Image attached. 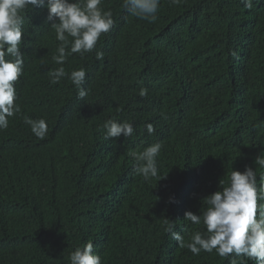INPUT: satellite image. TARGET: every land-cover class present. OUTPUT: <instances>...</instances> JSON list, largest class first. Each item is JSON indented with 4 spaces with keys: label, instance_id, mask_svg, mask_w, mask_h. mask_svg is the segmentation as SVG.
<instances>
[{
    "label": "trees",
    "instance_id": "trees-1",
    "mask_svg": "<svg viewBox=\"0 0 264 264\" xmlns=\"http://www.w3.org/2000/svg\"><path fill=\"white\" fill-rule=\"evenodd\" d=\"M100 7L114 26L93 51L68 55L57 84L48 10L24 12L20 111L0 130V264H71L89 242L102 264H230L233 256L180 247L164 219L188 243L204 226L184 213L202 214L232 170L252 167L264 183L255 164L264 154V0L251 9L241 0H161L154 23L123 0ZM80 68L84 99L69 78ZM25 118H44L46 137ZM109 119L132 123L133 134L105 139ZM156 142L158 175L145 181L129 153Z\"/></svg>",
    "mask_w": 264,
    "mask_h": 264
},
{
    "label": "clouds",
    "instance_id": "clouds-1",
    "mask_svg": "<svg viewBox=\"0 0 264 264\" xmlns=\"http://www.w3.org/2000/svg\"><path fill=\"white\" fill-rule=\"evenodd\" d=\"M172 4L180 0H170ZM161 0H123V7L138 19L154 23ZM246 9L253 7V0H241ZM102 0H0V130L7 129L9 118L19 111L16 103L18 96L15 82L24 73V54L21 50L24 12L29 7H46L50 27L59 42L52 60L60 67L50 70L51 83L57 84L67 75L64 64L68 55L93 51L103 34L114 26L111 10L100 7ZM71 38V39H70ZM103 52L96 53V59H103ZM78 90L80 99L88 95L83 87L86 69L73 70L69 76ZM142 95L147 90L141 91ZM31 132L38 139H44L48 133V124L44 118L33 120L25 118ZM105 139L129 137L134 132L133 124L115 119L107 120L102 126ZM149 134L155 131L152 124L146 125ZM163 144L156 142L143 151H132L129 155L135 161L134 173L145 181L158 175V162ZM255 164L264 168V154L257 155ZM264 181V176L260 177ZM220 190L204 198L206 205L202 214L192 211L184 213V220L195 225H203L204 230L194 231L188 243L175 231L174 221L165 218V232L186 247L192 254L202 251L216 254L221 258L233 256L230 264H264V183L258 185L256 171L246 167L243 172L232 170L227 181L220 180ZM71 264H102L101 255L94 252L93 243L77 247L70 254Z\"/></svg>",
    "mask_w": 264,
    "mask_h": 264
}]
</instances>
